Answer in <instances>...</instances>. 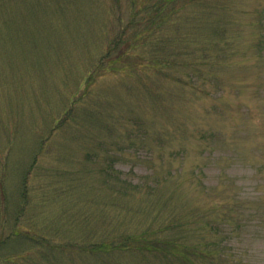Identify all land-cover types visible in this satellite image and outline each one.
<instances>
[{"label": "rangeland", "instance_id": "374dc122", "mask_svg": "<svg viewBox=\"0 0 264 264\" xmlns=\"http://www.w3.org/2000/svg\"><path fill=\"white\" fill-rule=\"evenodd\" d=\"M133 14L0 0V264H264V0ZM171 219L180 259L80 249Z\"/></svg>", "mask_w": 264, "mask_h": 264}, {"label": "trees", "instance_id": "16d2710c", "mask_svg": "<svg viewBox=\"0 0 264 264\" xmlns=\"http://www.w3.org/2000/svg\"><path fill=\"white\" fill-rule=\"evenodd\" d=\"M131 1V9H132V17L128 23V28L132 30H137L136 33L138 35L147 36H156L153 41H159L158 36L165 38L167 36V31L164 34L163 28L159 25V23L166 18L168 12L174 11L176 3L178 0H129ZM142 5L139 8H136V5ZM170 7V8H169ZM168 20V19H167ZM164 22L168 23V21ZM123 34V33H122ZM123 35H119L117 40L112 43V47L108 49L106 53V57H108L109 51L114 50L120 42H122ZM142 41L141 45H145L150 42V38L140 37ZM171 38V36H169ZM170 40V39H169ZM169 40L167 41L169 43ZM175 40V38H174ZM164 41V40H162ZM171 41V40H170ZM172 43V41H171ZM162 44V43H161ZM159 44V46L161 45ZM162 46V45H161ZM113 48V49H112ZM183 48H181L182 50ZM207 59H211L209 54L207 55ZM147 60V59H146ZM148 62H151L152 65L158 63L161 67L164 66V63H170L169 57H159L153 54L152 57H149ZM173 61H171V64ZM157 65V64H156ZM181 225L180 222H177L175 219H171L168 224H161L158 227V230H149L148 228L142 230L138 234H123L118 237L108 236V238L102 239L100 241H96L94 243H87V241L81 242V251H88L89 253H112L114 251H132L138 253H148L153 255H160L161 259H167L170 257H175L180 259L179 255L175 252L179 251L176 248L182 244L180 238L174 239V236H168L165 232L172 231L173 229L178 228ZM202 226H206L204 223ZM79 249V250H80ZM202 258L210 259L213 258L211 253H206L205 249H203ZM187 252V251H185ZM189 252V251H188ZM191 254L187 253V255ZM170 255V256H169ZM159 257V258H160ZM186 259V258H185Z\"/></svg>", "mask_w": 264, "mask_h": 264}]
</instances>
